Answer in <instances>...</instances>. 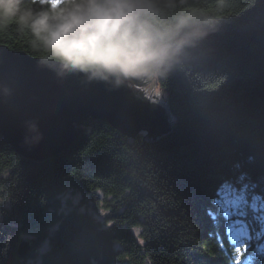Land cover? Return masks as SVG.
<instances>
[{"label":"trees","instance_id":"trees-1","mask_svg":"<svg viewBox=\"0 0 264 264\" xmlns=\"http://www.w3.org/2000/svg\"><path fill=\"white\" fill-rule=\"evenodd\" d=\"M150 2L161 25L191 13L181 34L199 33L166 71L153 72L166 91L170 130L129 136L88 119L67 149L43 161L0 144V264H24L37 253L39 264H224L220 257L233 251L221 239L222 221L205 208L220 178L250 174L264 191V0ZM0 44L45 57L15 19L0 22ZM67 190L100 191L106 224L63 201ZM253 217L255 233L262 224ZM24 236L30 250L20 256ZM256 243L240 264L256 255Z\"/></svg>","mask_w":264,"mask_h":264},{"label":"water","instance_id":"water-1","mask_svg":"<svg viewBox=\"0 0 264 264\" xmlns=\"http://www.w3.org/2000/svg\"><path fill=\"white\" fill-rule=\"evenodd\" d=\"M155 79L154 73L120 77L119 83L115 77L90 78L0 44V144L43 161L67 149L88 119L129 136L144 131L145 138H155L170 130L172 120L167 104L154 96ZM29 250L30 242L20 240L18 254Z\"/></svg>","mask_w":264,"mask_h":264},{"label":"clouds","instance_id":"clouds-1","mask_svg":"<svg viewBox=\"0 0 264 264\" xmlns=\"http://www.w3.org/2000/svg\"><path fill=\"white\" fill-rule=\"evenodd\" d=\"M35 2V0H33ZM36 10L23 0H0V22L15 19L30 29L33 47L63 69L109 79L166 71L199 33L181 34L194 14L173 24L156 21L150 0H39ZM47 5V7H45Z\"/></svg>","mask_w":264,"mask_h":264},{"label":"snow or ice","instance_id":"snow-or-ice-1","mask_svg":"<svg viewBox=\"0 0 264 264\" xmlns=\"http://www.w3.org/2000/svg\"><path fill=\"white\" fill-rule=\"evenodd\" d=\"M148 103L154 104L153 101ZM262 200H264V191L260 189V182L252 179L250 174L240 173L235 179L224 177L214 183L205 214L211 220L222 221L221 239L226 237L233 245V251L229 252L228 258L220 257L224 259V264H233V252L235 264H240L241 258L249 253L253 239L257 242L256 255H248L243 264H252L256 256H264V227L258 228L253 233L249 224V213L255 212L257 202ZM261 208L264 209V204ZM253 220L264 224V216H254ZM138 243L144 244L145 241L138 239Z\"/></svg>","mask_w":264,"mask_h":264},{"label":"rangeland","instance_id":"rangeland-1","mask_svg":"<svg viewBox=\"0 0 264 264\" xmlns=\"http://www.w3.org/2000/svg\"><path fill=\"white\" fill-rule=\"evenodd\" d=\"M155 77V76H154ZM154 96L157 94V98H159L160 102H165L166 99V91L161 89L157 83L156 79L154 80ZM62 200L70 199L73 203L78 204L81 210H86L89 213L93 214L96 219L106 224V216L108 213V209L104 202V195L99 191L96 192L95 195L91 192L82 193L78 190H67L61 196ZM261 204H257V210L255 212H251L255 217L264 216V209L261 208ZM264 227V224H262ZM138 231V229H136ZM28 240L27 236H24L22 240ZM38 253L33 257H27L24 264H39Z\"/></svg>","mask_w":264,"mask_h":264}]
</instances>
